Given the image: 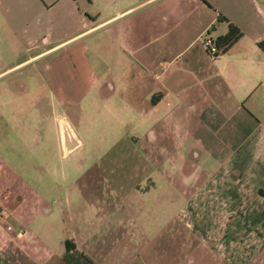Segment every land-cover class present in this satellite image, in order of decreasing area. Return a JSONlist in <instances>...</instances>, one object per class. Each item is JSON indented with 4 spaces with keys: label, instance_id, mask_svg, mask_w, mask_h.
Masks as SVG:
<instances>
[{
    "label": "crops",
    "instance_id": "obj_1",
    "mask_svg": "<svg viewBox=\"0 0 264 264\" xmlns=\"http://www.w3.org/2000/svg\"><path fill=\"white\" fill-rule=\"evenodd\" d=\"M261 40L264 0H0V264H264Z\"/></svg>",
    "mask_w": 264,
    "mask_h": 264
},
{
    "label": "rangeland",
    "instance_id": "obj_2",
    "mask_svg": "<svg viewBox=\"0 0 264 264\" xmlns=\"http://www.w3.org/2000/svg\"><path fill=\"white\" fill-rule=\"evenodd\" d=\"M31 68L30 67H25V68H23V69H20L18 72L20 73V74H22L23 75V77H25V75H27L28 73H29V70H30ZM31 71H33V70H31ZM40 75V74H39ZM11 75H9L8 77H10ZM23 77H22V79H23ZM19 78V77H18ZM38 78H40V76H38ZM37 77H35L34 78V80H33V82H32V91H33V93H35V92H41V90H40V81H39V79H38ZM29 84V83H28ZM18 85V84H17ZM10 88H11V86H10ZM45 114H46V110H45V108H44V106H43V104H42V106H41V108L39 109V111H38V113H37V115L35 116V117H38V119H39V121H40V123H39V126H44L45 125V121H46V119H45ZM35 120V118L33 119V122L34 123H36V121H34ZM59 154L60 155H62V152H61V150H59ZM243 156L240 158L241 160H240V164L238 165V167H239V172L241 173V174H243V172L246 170V169H248L250 166H248V162L250 161V160H254V158H253V155L250 153V152H247L246 154H244V151H243ZM256 156L257 157H259V156H264V154H256ZM253 162V161H252ZM258 168V167H257ZM248 174V170L246 171V175ZM242 177V176H241ZM243 179V178H242ZM246 191V190H245ZM243 194H245V195H247L248 193L247 192H244ZM152 199H156V198H152ZM152 199H151V197L150 198H146V204H149L150 203V201H152ZM161 199V202H168V198L167 197H162V198H160ZM177 200H176V202L174 203L175 204V206H178V207H180V206H183V205H185V198L184 197H178V198H176ZM168 213H162L161 214V220L163 221V220H165L166 219V217H168Z\"/></svg>",
    "mask_w": 264,
    "mask_h": 264
},
{
    "label": "trees",
    "instance_id": "obj_3",
    "mask_svg": "<svg viewBox=\"0 0 264 264\" xmlns=\"http://www.w3.org/2000/svg\"><path fill=\"white\" fill-rule=\"evenodd\" d=\"M222 21H224L223 18H220ZM227 27V31L226 33L214 40L213 44L214 46H216L218 49H220L221 51H223L224 49H226L235 39L236 37H238V33H236V31L234 30V28L232 26H230L229 24H226ZM255 47L264 54V40H261L257 43H255Z\"/></svg>",
    "mask_w": 264,
    "mask_h": 264
},
{
    "label": "built area",
    "instance_id": "obj_4",
    "mask_svg": "<svg viewBox=\"0 0 264 264\" xmlns=\"http://www.w3.org/2000/svg\"><path fill=\"white\" fill-rule=\"evenodd\" d=\"M201 45L206 55L210 59L214 58L219 53V49L216 46H214L213 42H211L207 37L202 38ZM60 132L65 133L66 135L68 133V129L66 127H62ZM8 230H9V227L6 226L4 228V231H8Z\"/></svg>",
    "mask_w": 264,
    "mask_h": 264
},
{
    "label": "bare ground",
    "instance_id": "obj_5",
    "mask_svg": "<svg viewBox=\"0 0 264 264\" xmlns=\"http://www.w3.org/2000/svg\"><path fill=\"white\" fill-rule=\"evenodd\" d=\"M65 127H67L66 125H65ZM68 128V127H67ZM67 135L69 136V137H71V135H70V132L69 133H67Z\"/></svg>",
    "mask_w": 264,
    "mask_h": 264
}]
</instances>
